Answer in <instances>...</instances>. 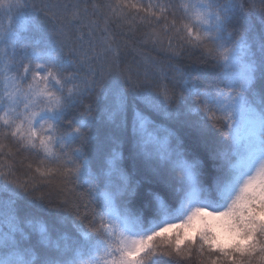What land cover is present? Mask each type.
Here are the masks:
<instances>
[{
    "label": "snow or ice",
    "instance_id": "1",
    "mask_svg": "<svg viewBox=\"0 0 264 264\" xmlns=\"http://www.w3.org/2000/svg\"><path fill=\"white\" fill-rule=\"evenodd\" d=\"M44 9L0 0V150L37 157L36 173L95 207L0 170V264H183L193 248L204 264H264V0ZM117 32L167 64L142 51L124 64ZM191 50L210 67L182 66ZM177 125L205 146L227 133L206 153L210 183Z\"/></svg>",
    "mask_w": 264,
    "mask_h": 264
},
{
    "label": "trees",
    "instance_id": "2",
    "mask_svg": "<svg viewBox=\"0 0 264 264\" xmlns=\"http://www.w3.org/2000/svg\"><path fill=\"white\" fill-rule=\"evenodd\" d=\"M30 4H34L37 9H42L41 18H44V15L47 14V10L44 9V5L55 3L56 0H28ZM60 2H67V0H60ZM81 5L87 4L91 8L92 4H98L102 7L111 3L115 4L116 0H79ZM142 3H148L149 0H141ZM154 2L161 3L167 2V0H154ZM252 2L259 5L260 0H252ZM177 15V20H178ZM173 17L169 15L168 21L171 22ZM179 22V21H178ZM164 24L163 21L159 25H156L157 28L162 27ZM86 31V30H85ZM75 36V33L73 34ZM117 38L125 44L122 51V62L124 64L132 65L133 68L136 67L138 63H142V57L138 52L142 51L145 55H150L155 58L157 61L167 64V61L163 57L159 56L152 48L144 47L139 39H133L131 36H120L117 32ZM66 51V50H65ZM201 53L198 50H191L190 53L183 58L182 66H189L192 64H200ZM201 67H210V65L200 64ZM141 71L143 68L141 67ZM88 102L87 100L85 101ZM166 126L171 127L172 124L169 122ZM179 129V131H177ZM173 131H177V134L180 135L181 139L184 142V150L191 156L196 155L202 158H205L206 168L208 170V175L206 177V183H210L213 175V166L212 162L206 158V153L209 149L216 146L221 142L222 136H226V132H221L213 129L212 135L209 138V144L205 146L202 140L199 139L198 135L195 133H189L186 129L180 128L177 125L173 128ZM75 147V145H73ZM31 164V168L29 165ZM0 166H3L0 170H7L11 167L12 172L14 173V179H18L21 182L27 181L29 184L38 185L40 192L48 195L54 202L59 201L64 198H68L70 201H74L80 205V210L82 213L88 212L91 213V210L95 207V204L91 201L90 195L87 193L84 186H78L72 184L63 191L60 190L58 185L60 184L59 178H53L52 182L49 183L48 180L44 177H41L36 173V167H39L38 158L23 151L17 152L16 147L11 143H8L6 147L0 150ZM178 177L179 173H175ZM137 179H143V175L137 176ZM162 195L169 196L171 193L168 189L164 188L162 185H154ZM89 218L91 216L89 215ZM171 235V234H169ZM166 259V258H164ZM183 264H204V259L199 255L196 248H193L192 256L190 259L185 260Z\"/></svg>",
    "mask_w": 264,
    "mask_h": 264
},
{
    "label": "rangeland",
    "instance_id": "3",
    "mask_svg": "<svg viewBox=\"0 0 264 264\" xmlns=\"http://www.w3.org/2000/svg\"><path fill=\"white\" fill-rule=\"evenodd\" d=\"M209 211H211V209H209ZM171 222L172 223H179L178 220H174V221H171ZM202 227H203V225L201 224V222L198 221V220H195V221H193L192 227H190V228L189 227H185L184 231H185V233L188 236H195L196 232ZM213 227H214V229L217 228V226L215 224L213 225ZM168 234H171V231Z\"/></svg>",
    "mask_w": 264,
    "mask_h": 264
}]
</instances>
